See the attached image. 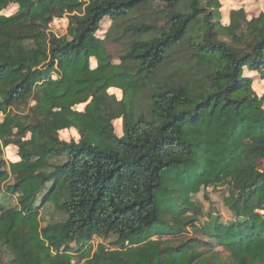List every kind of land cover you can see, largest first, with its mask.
<instances>
[{"label": "trees", "instance_id": "1", "mask_svg": "<svg viewBox=\"0 0 264 264\" xmlns=\"http://www.w3.org/2000/svg\"><path fill=\"white\" fill-rule=\"evenodd\" d=\"M12 5L17 12L3 14ZM149 5L162 6L164 27L125 26L118 39L151 37L129 41L115 66L97 37L101 23ZM221 8L219 0H0V141L17 145L20 158L9 184L0 147V264H264V95L243 74L264 80V13L248 21L234 10L224 26ZM64 16L67 34L49 33ZM185 42L204 81L147 82ZM132 74L151 89L139 115L108 93ZM33 94L28 123L8 112ZM70 129L78 141L60 139ZM222 187L228 222L208 214L201 223L193 198ZM48 204L64 218L42 226ZM188 226L197 238L176 244ZM112 238V248L93 246Z\"/></svg>", "mask_w": 264, "mask_h": 264}, {"label": "rangeland", "instance_id": "2", "mask_svg": "<svg viewBox=\"0 0 264 264\" xmlns=\"http://www.w3.org/2000/svg\"><path fill=\"white\" fill-rule=\"evenodd\" d=\"M222 8L221 12V22L224 26H228L230 23V15L234 10L243 9L246 15V19L251 21L254 18L260 16V14L264 13V0H219ZM18 10L17 5H12L8 10L3 12V14L9 16L11 14L16 13ZM166 12L163 11L162 6L149 5L145 6L138 11H136L128 21H124L123 23H114L111 20H104L100 25V30L97 33V37L100 40H105L107 42L106 48L109 55L112 58V63L115 66H119L122 64L121 58L128 51V42L141 40L144 38L151 37L149 34L144 36L139 35H127L128 37L123 39H118V34H122V29L125 26L132 23H141V24H154L158 27H164L166 23ZM67 26H68V18L64 16L63 18H56L54 22L50 26L49 33L55 34L56 36H64L67 34ZM95 59L91 60V67L94 69L97 67ZM124 66L127 68H131L130 64L124 63ZM130 70V69H129ZM244 76L249 77L253 80V90L257 94L259 98L264 95V80L261 79V76L257 73L250 72L248 69L243 71ZM55 78L59 77L57 73L53 74ZM206 77V72L202 67H199L195 63V58L193 57L187 42L183 43L170 54L167 62L162 67V69L152 77H148L147 82L158 80L160 82L164 81H183L188 83L189 85L197 80L204 81ZM127 83L126 79L123 82L122 88H112L109 90V95H113L116 98L117 102H120L125 97V105L128 111H132L134 114L139 115L141 111L147 112L150 104V93L151 89L148 87L142 86L140 84L143 83V78L135 75H131ZM149 86V85H148ZM125 92V94H124ZM36 105L35 94L29 99L27 104L24 106H20L18 108H12L8 112H10L13 116H15L19 121H25V118L31 116V110ZM115 105V104H113ZM116 106V105H115ZM264 107V103H263ZM85 106H78L76 109L79 111H83ZM119 111H122L123 108L115 107ZM7 112V113H8ZM5 116V114H4ZM3 117V115H2ZM0 114V121H2ZM113 126L115 134L118 137L123 136V120L122 118L113 120ZM14 135L12 140L18 139L20 137V129L15 128L13 131ZM59 137L61 140L70 142L71 140L78 141L79 134L78 131L74 129L64 130L60 132ZM26 139H30V134H27ZM8 140L0 141V147L2 150L1 160L5 164L6 171L9 174L8 182L9 184L14 182V174L12 173L11 165L13 163H17L20 161L18 156V146L17 145H9L6 146ZM61 160H52L51 165H58L61 163ZM264 167V162H261L260 168ZM5 182V183H6ZM7 183V184H8ZM228 187H222L217 190L209 189L204 190L197 196L193 198L194 202H196L200 207L199 210L202 212L203 217L201 218V223H203L207 219V215H219L223 222H228L230 218V212L225 206L224 199L228 196ZM16 200L14 199L13 202ZM16 203V202H15ZM40 203L37 204L39 206ZM192 212H189L187 215H191ZM40 222L42 226H46L53 222H60L64 218V215L60 213L58 210L54 208L53 204H48L45 207L39 210ZM186 233L174 237V241L176 244L184 243L188 240H194L197 238V234L188 226L186 228ZM164 239H167L166 237ZM104 244L110 248H112L114 239H109L107 241L97 240L94 242L93 246H97V244ZM74 246V244H72Z\"/></svg>", "mask_w": 264, "mask_h": 264}]
</instances>
